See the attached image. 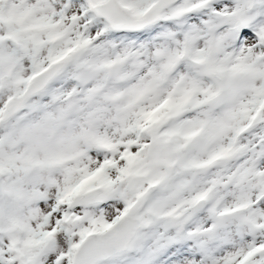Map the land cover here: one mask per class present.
Wrapping results in <instances>:
<instances>
[{"label":"snow or ice","instance_id":"snow-or-ice-1","mask_svg":"<svg viewBox=\"0 0 264 264\" xmlns=\"http://www.w3.org/2000/svg\"><path fill=\"white\" fill-rule=\"evenodd\" d=\"M0 264H264V0H0Z\"/></svg>","mask_w":264,"mask_h":264}]
</instances>
